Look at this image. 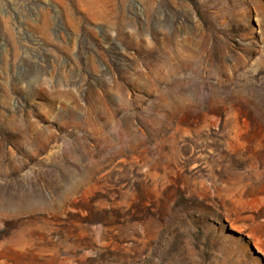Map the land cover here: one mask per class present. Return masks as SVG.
Returning a JSON list of instances; mask_svg holds the SVG:
<instances>
[{
  "label": "rangeland",
  "instance_id": "obj_1",
  "mask_svg": "<svg viewBox=\"0 0 264 264\" xmlns=\"http://www.w3.org/2000/svg\"><path fill=\"white\" fill-rule=\"evenodd\" d=\"M0 264H264V0H0Z\"/></svg>",
  "mask_w": 264,
  "mask_h": 264
}]
</instances>
